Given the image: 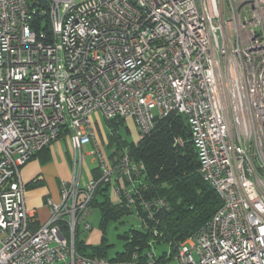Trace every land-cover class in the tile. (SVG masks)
Masks as SVG:
<instances>
[{"label":"built area","instance_id":"2783aa9c","mask_svg":"<svg viewBox=\"0 0 264 264\" xmlns=\"http://www.w3.org/2000/svg\"><path fill=\"white\" fill-rule=\"evenodd\" d=\"M95 112L132 120L139 141L186 115L199 171L222 205L173 259L264 264V0H0V264H157L154 250L139 261L76 248L101 182L127 178L113 195L138 199L148 217L168 206L144 197V162L104 155ZM65 130L72 177L33 229L21 167ZM90 142L101 174L82 187Z\"/></svg>","mask_w":264,"mask_h":264},{"label":"trees","instance_id":"16d2710c","mask_svg":"<svg viewBox=\"0 0 264 264\" xmlns=\"http://www.w3.org/2000/svg\"><path fill=\"white\" fill-rule=\"evenodd\" d=\"M107 120L114 127L125 118ZM191 134L186 115L172 113L159 120L138 143L132 144L129 153L135 160L144 162L146 167L145 186H140L144 197H162L168 206L157 211L154 217H148L143 211L138 213L142 214V228H132L130 234L123 235L127 240L126 248L111 259L145 261L147 252L153 250L155 243L165 242L171 252L156 253L157 264H165L173 258L177 244L201 228L222 205L217 190L203 179L199 171L200 162ZM178 137L183 139L182 144L176 142ZM120 151L110 156L112 163L119 160L123 154ZM99 168L94 174L96 178L101 174ZM92 205L101 209L103 226L110 219L142 210L138 199L134 204L126 201L114 203L110 198V184L104 182L98 185ZM75 245L83 254L107 257L104 242L90 253L86 251L85 243H78L76 239Z\"/></svg>","mask_w":264,"mask_h":264},{"label":"rangeland","instance_id":"374dc122","mask_svg":"<svg viewBox=\"0 0 264 264\" xmlns=\"http://www.w3.org/2000/svg\"><path fill=\"white\" fill-rule=\"evenodd\" d=\"M94 125L97 131H99L98 144L100 149L107 158H110L112 154L119 153V149L124 153L129 152L132 144L138 143L137 127L132 123V120L125 119L123 122H118L114 127L110 122L105 119L100 113L94 115ZM93 145L88 144L84 147L85 151V167L83 171L82 187H86L88 183V170L96 167L98 160L96 155L92 152ZM120 151V152H121ZM59 200V199H58ZM142 210L133 211L130 214H125L118 218L108 220L106 225H102V213L98 206L92 205L91 213L87 217V221L90 222L92 228L84 230V223L78 228L77 237L78 243H85L86 251L92 252L97 249L103 242L107 251V257L112 258L123 252L126 248L127 240L123 237L125 234H130L132 228H142L143 219L142 213L146 212L142 207ZM147 222V221H146ZM146 227L149 224L145 225ZM153 250L158 254L163 251L171 252V248L168 243L161 242L155 243ZM175 255V254H174ZM178 264L177 260L171 259L167 262Z\"/></svg>","mask_w":264,"mask_h":264},{"label":"crops","instance_id":"0c3cea01","mask_svg":"<svg viewBox=\"0 0 264 264\" xmlns=\"http://www.w3.org/2000/svg\"><path fill=\"white\" fill-rule=\"evenodd\" d=\"M98 113L100 112L93 114V125L94 115ZM94 130V142L98 143L97 137L99 136V131L96 130L95 125ZM94 142L87 143L86 145L91 144L94 148ZM85 154L84 151V156ZM73 159L74 148L71 141V134L70 131L65 130L57 140L47 145L21 167V176L25 187V205L29 210L31 227L33 229L38 228L50 215L47 199L49 197L54 200L60 199L62 182L69 181L72 177ZM108 159L112 162L110 158ZM98 166L100 167L99 163L96 167L87 171L88 180L95 177L94 174ZM84 167L85 160L82 170V180ZM126 184H129L127 178L116 180L110 184V198L114 203L125 202L121 198L113 195V189Z\"/></svg>","mask_w":264,"mask_h":264}]
</instances>
